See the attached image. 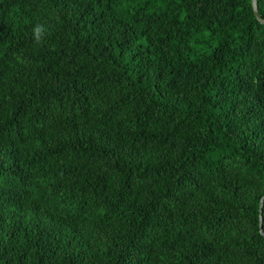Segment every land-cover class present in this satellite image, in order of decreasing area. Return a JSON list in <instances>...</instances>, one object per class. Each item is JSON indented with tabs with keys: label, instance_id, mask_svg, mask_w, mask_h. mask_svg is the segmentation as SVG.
Segmentation results:
<instances>
[{
	"label": "trees",
	"instance_id": "trees-1",
	"mask_svg": "<svg viewBox=\"0 0 264 264\" xmlns=\"http://www.w3.org/2000/svg\"><path fill=\"white\" fill-rule=\"evenodd\" d=\"M257 4L0 0V264H264Z\"/></svg>",
	"mask_w": 264,
	"mask_h": 264
},
{
	"label": "water",
	"instance_id": "water-1",
	"mask_svg": "<svg viewBox=\"0 0 264 264\" xmlns=\"http://www.w3.org/2000/svg\"><path fill=\"white\" fill-rule=\"evenodd\" d=\"M253 7H254L255 15H256L258 18H260V17H259V12H258V4H257V0H253ZM262 22L264 23V20H262ZM263 205H264V196L262 197L261 202H260V213H261V215H260V222H261L260 226H261V232H262V234H264V231H263V229H262V227H263V224H262V211H263Z\"/></svg>",
	"mask_w": 264,
	"mask_h": 264
},
{
	"label": "clouds",
	"instance_id": "clouds-1",
	"mask_svg": "<svg viewBox=\"0 0 264 264\" xmlns=\"http://www.w3.org/2000/svg\"><path fill=\"white\" fill-rule=\"evenodd\" d=\"M33 31H34V35H35L36 40L39 41L40 36L43 34V31H44L43 26L37 25Z\"/></svg>",
	"mask_w": 264,
	"mask_h": 264
}]
</instances>
